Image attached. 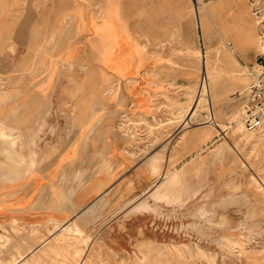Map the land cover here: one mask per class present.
Returning a JSON list of instances; mask_svg holds the SVG:
<instances>
[{
  "label": "rangeland",
  "instance_id": "374dc122",
  "mask_svg": "<svg viewBox=\"0 0 264 264\" xmlns=\"http://www.w3.org/2000/svg\"><path fill=\"white\" fill-rule=\"evenodd\" d=\"M99 1L97 11L102 10L103 0ZM192 2L106 0L107 9L95 26L100 49L96 61L116 73L125 71L128 57L120 51L129 40L126 29H119V5L121 17L136 36L143 42L144 34L147 40L159 37L163 50L173 47L171 59L181 62L178 71L194 75L189 88L170 86V99L157 116L119 119L129 144L139 142V134L130 127L141 124L150 148L170 137L167 150L178 157L156 155L157 168L168 161L163 181L143 198L110 192L100 196L97 204L70 221L79 234L67 231L69 222L54 219L0 224V264H16L24 256L25 264H79L85 254L91 257L84 264H264V124L241 141L235 133L238 125L227 127L240 116V101L233 94L242 93L264 65V0ZM85 10L80 0H0V51L8 54L12 49L5 42L17 36L19 45L40 52L52 40L47 29L63 28L72 35L74 16ZM193 10L208 14L207 23L198 24ZM206 62V82L211 76L213 82L206 84L204 94L217 97L213 114L219 115L214 124L220 123L224 131L220 135V130L203 124L209 118L206 97L186 122L196 89L201 80L205 82ZM234 78L244 82L233 86ZM188 131L193 134L192 149L182 147ZM35 151L40 150H34V156ZM159 191L167 196L154 201L152 195ZM66 202L61 205L70 209ZM41 204L39 196L32 210ZM49 204L52 208V198L47 199Z\"/></svg>",
  "mask_w": 264,
  "mask_h": 264
},
{
  "label": "crops",
  "instance_id": "0c3cea01",
  "mask_svg": "<svg viewBox=\"0 0 264 264\" xmlns=\"http://www.w3.org/2000/svg\"><path fill=\"white\" fill-rule=\"evenodd\" d=\"M99 2L80 0L86 10L74 16L72 35L67 36L63 28L47 29L52 40L40 52L19 45L17 36L5 42L12 49L8 54L0 51V224L16 219L70 222L109 192L121 198H143L163 181L161 172L152 174L147 168V160L157 154L178 157L167 150L170 137L153 148L146 145L142 124L130 127V132L139 134V142L129 144L119 119L157 116L168 103L165 99H170L171 85L189 88L193 84L192 71H178L181 62L171 59L173 47L163 50L156 35L147 40L144 34V42L136 36L121 17L119 5V29L124 27L129 37L120 51L128 57L125 71L120 74L101 65L96 61L100 49L95 26L100 25L107 4L103 0L102 10L97 11ZM235 78L233 86L244 82ZM248 85L233 94L241 107ZM213 105L211 98L210 120L219 117H214ZM192 135L186 133L187 145L182 147L193 148ZM39 164L42 168L36 167ZM39 196L42 204L32 210ZM51 198L52 208L46 205ZM63 200H68L70 209H64Z\"/></svg>",
  "mask_w": 264,
  "mask_h": 264
},
{
  "label": "bare ground",
  "instance_id": "6f19581e",
  "mask_svg": "<svg viewBox=\"0 0 264 264\" xmlns=\"http://www.w3.org/2000/svg\"><path fill=\"white\" fill-rule=\"evenodd\" d=\"M191 1V0H190ZM193 2L192 3H194L195 5H197V3L199 2V0H192ZM196 10V9H195ZM193 18H194V20L195 21H197L198 22V24L200 23V22H202L203 24H206L207 23V20H208V14H202L201 12H197L196 13V11L194 12V10H193ZM206 22V23H205ZM224 56H226L225 54H224ZM206 66H204V69L202 70L203 71V73L206 75L207 74V62H206V64H205ZM226 66V65H225ZM206 79H207V75H206V78H205V82H204V79L203 80H201V82H200V86L198 87V89H196V94H195V98H194V100L192 101V104H190V106H189V113L186 115V122H188L191 118H192V116H194L195 115V113L197 112V110L199 109V108H201V107H203V104H202V98H205L206 97V99L208 100V104H209V102H210V98H208V95L207 96H205V94H204V91L207 89V87H206V84L207 85H209L210 83H212L213 82V78H212V76H211V78H210V81H209V83L208 82H206ZM209 80V79H208ZM204 84H205V87H204ZM204 88V89H203ZM210 94V93H209ZM212 99L214 100V102L215 101H217V97H216V95H214L213 97H212ZM212 107V111H213V106H211ZM214 115V114H213ZM212 118V117H211ZM209 118H208V121H206V122H204L203 124H206V125H208V126H211L214 130H216V132H218L220 129H219V126H218V124H214V120L212 119V120H210V122H209ZM236 125H238L237 126V128L235 129V133H238V136H237V138H238V140H242V139H244V138H246V140H249V136L247 137V134H249V132H247L246 130H245V128H244V126L242 125V123L240 122V120H239V117H238V114H237V116H236V119L233 121V123H232V125H231V123L229 124V126H227V127H232V126H236ZM239 125H242V126H239ZM181 132V131H180ZM207 136V135H206ZM167 160H166V162H165V164H164V167H161V169H162V171H161V175H162V177H164V174L167 172V168H168V164H167ZM147 168L148 169H150L151 170V173L152 174H156V173H158V172H160V170L161 169H159V168H157V156H152V157H150L148 160H147ZM149 172V171H148ZM150 173V174H151ZM171 176V175H170ZM171 181V180H170ZM169 182V181H168ZM163 193L164 192H158L157 194H153L152 195V197H153V199H154V201H157V200H159L162 196H167L166 194H164L163 195ZM99 200H95L94 202H92L91 203V205H89L88 207H86V208H84V209H82L81 211H80V215L81 214H83V213H85L87 210H89L91 207H93L95 204H97V202H98ZM70 223V222H69ZM66 224L65 225H63L61 228H63L62 230H64L66 227ZM68 226H70V227H67L68 228V232H71L72 234H73V232L75 233H80V230L75 226V225H73V223H70ZM66 231V230H65ZM78 233V234H79ZM70 234V233H69ZM71 236V235H70ZM81 238V237H80ZM49 241V239H45V242H48ZM90 257H91V255H83L82 257H81V259H80V263L79 264H84L86 261H88L89 259H90ZM25 259H26V256H24V257H22L21 258V260L18 262V263H16V264H25Z\"/></svg>",
  "mask_w": 264,
  "mask_h": 264
},
{
  "label": "built area",
  "instance_id": "2783aa9c",
  "mask_svg": "<svg viewBox=\"0 0 264 264\" xmlns=\"http://www.w3.org/2000/svg\"><path fill=\"white\" fill-rule=\"evenodd\" d=\"M245 98L239 120L247 132H256L264 124V65L246 88Z\"/></svg>",
  "mask_w": 264,
  "mask_h": 264
}]
</instances>
